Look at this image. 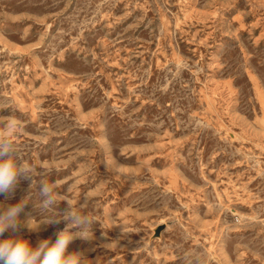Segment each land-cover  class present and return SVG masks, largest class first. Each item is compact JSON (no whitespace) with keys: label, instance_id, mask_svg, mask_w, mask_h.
I'll list each match as a JSON object with an SVG mask.
<instances>
[{"label":"rangeland","instance_id":"1","mask_svg":"<svg viewBox=\"0 0 264 264\" xmlns=\"http://www.w3.org/2000/svg\"><path fill=\"white\" fill-rule=\"evenodd\" d=\"M0 115L35 169L0 239L69 201L89 264H264V0H0Z\"/></svg>","mask_w":264,"mask_h":264},{"label":"clouds","instance_id":"2","mask_svg":"<svg viewBox=\"0 0 264 264\" xmlns=\"http://www.w3.org/2000/svg\"><path fill=\"white\" fill-rule=\"evenodd\" d=\"M22 131L23 128L16 118L0 115V195L6 198L14 193L22 179L34 177V167L23 159L14 143V138ZM38 191L41 211L47 213L55 210L61 195L57 191V183L41 180ZM27 204L28 202L22 199L15 205H0V237H3L6 231L19 232L20 214ZM67 204L68 209L62 216V219L67 221L66 227L56 233L54 242L44 239L33 247L29 240L17 235L0 239V264H89L90 260L83 252H69L68 248L76 238H93L94 217L73 207L69 201ZM60 218L59 214H53L44 223H58ZM28 227L33 228L30 221Z\"/></svg>","mask_w":264,"mask_h":264}]
</instances>
